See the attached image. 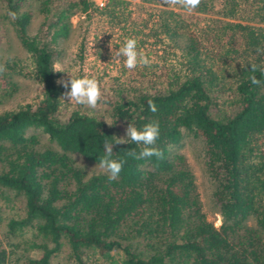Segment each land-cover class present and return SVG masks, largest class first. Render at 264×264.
Wrapping results in <instances>:
<instances>
[{
    "label": "trees",
    "instance_id": "1",
    "mask_svg": "<svg viewBox=\"0 0 264 264\" xmlns=\"http://www.w3.org/2000/svg\"><path fill=\"white\" fill-rule=\"evenodd\" d=\"M18 4L6 0L32 76L43 85L39 100L0 111V197L10 201L12 190L24 198L23 213L7 219L5 242L29 231V246L40 250L22 264H50L64 245L80 264L86 252L105 264H264V75L250 71L253 63L264 67V52L257 51L264 49V0H202L194 11L212 15L202 24L162 9L158 28L183 34L182 65L160 71L154 88L140 80L115 90L108 99L111 126L77 108L61 118L64 88L57 84L53 44L68 35L77 11L124 20L126 0L101 7L93 0H39L44 15L33 35L27 32L32 12ZM152 121L159 123L155 147L163 159L127 156L143 147L127 138V127ZM30 127L41 128L56 147H38ZM187 134L203 141L217 226L202 209L185 156L170 152ZM120 139L126 143L117 144ZM106 142L113 159L127 161L114 181L103 172L86 176L69 155L99 162ZM9 253L0 238V264L11 262Z\"/></svg>",
    "mask_w": 264,
    "mask_h": 264
},
{
    "label": "rangeland",
    "instance_id": "2",
    "mask_svg": "<svg viewBox=\"0 0 264 264\" xmlns=\"http://www.w3.org/2000/svg\"><path fill=\"white\" fill-rule=\"evenodd\" d=\"M62 1L54 0V3ZM18 5L19 11L31 10L27 32L30 35L35 34L44 15L39 10V0H19ZM162 9L171 10L186 21L197 20L199 24L212 16L209 13L196 11L188 13L179 6L164 5L163 0H126L127 14L120 22L94 9L77 11L70 17L68 35L59 38L57 43L53 44L56 52L54 68L57 71L71 72L76 78L95 77L100 82L105 102L93 110L67 99L62 100L61 118H65L71 110L77 108L84 113L97 115L109 123L111 116L108 99L115 96V90L120 86L136 84L143 80L145 84L154 88L160 84L158 76L160 71L166 67L178 69L182 65L180 60L183 59L179 51L183 46V34L168 36L158 28L160 17L165 15ZM128 38H135L138 41V48L152 60L150 67L128 70L124 66L123 57L119 60L113 59L112 51H118ZM0 64L5 65L7 69L0 74V111L24 102H35L41 98L43 85L32 76V59L16 34L13 15L7 8L6 0H0ZM65 72H58L57 81L70 78ZM229 87L231 88L232 85ZM230 93L233 96L232 92ZM26 132L37 135L38 147H56L41 128L30 127ZM124 136L122 133L118 135L119 138ZM170 152L185 156L194 175L202 209L208 220L216 226L219 225L220 215L212 196L214 182L205 164L202 138L187 134L179 143L170 147ZM69 155L86 176L103 172L96 168L98 162L89 160L78 152H70ZM7 192L10 194V201L0 197V215L2 216L0 217V238H3L10 250L11 262L7 264H22L27 256L37 257L40 250L29 246L28 238L31 237L29 231L10 235L9 243L5 242L6 236L3 232L6 229L7 219L12 215L22 214L24 202L21 194L12 190ZM252 221L248 219V223ZM67 252L68 247L62 246L51 256L50 264H80L68 256ZM83 260V264H105L104 260L93 252L83 253Z\"/></svg>",
    "mask_w": 264,
    "mask_h": 264
},
{
    "label": "clouds",
    "instance_id": "3",
    "mask_svg": "<svg viewBox=\"0 0 264 264\" xmlns=\"http://www.w3.org/2000/svg\"><path fill=\"white\" fill-rule=\"evenodd\" d=\"M201 3L202 0H163L164 5L170 7L179 6L188 13H192L196 10ZM257 51L264 52V49L258 48ZM112 56L113 59L116 60L123 57L124 66L128 70H134L137 67H150L152 63L149 56L142 49L138 48V41L135 38H128L125 43L119 47L118 51H112ZM6 70V66L0 64V74H3ZM250 71L252 73L259 71L264 75V67H258L255 63L251 64ZM56 72L65 71L61 70ZM65 73H68L70 78L57 81V84L65 89L61 100L64 101L67 99L70 102H75L77 105L86 106L93 110L97 109L105 102L100 82L95 77L85 76L76 78L71 72ZM250 79L255 85L261 84V80L255 75H252ZM148 105L152 112L157 111L153 101L150 100ZM126 136L133 144L143 145L139 153H137L135 148L128 150L127 156L136 160L150 159L152 157L163 159V152L155 147L160 137V127L157 121L145 124L142 129H138L133 124H130L126 129ZM123 143H126L124 139H120L117 142V144ZM103 150L104 154L99 158L96 168L102 170L103 173L107 175L109 181H114L120 176L127 161L112 158L114 151L113 144L111 143L106 142L103 146Z\"/></svg>",
    "mask_w": 264,
    "mask_h": 264
},
{
    "label": "built area",
    "instance_id": "4",
    "mask_svg": "<svg viewBox=\"0 0 264 264\" xmlns=\"http://www.w3.org/2000/svg\"><path fill=\"white\" fill-rule=\"evenodd\" d=\"M95 2L96 5L98 6H104L107 2V0H93Z\"/></svg>",
    "mask_w": 264,
    "mask_h": 264
}]
</instances>
